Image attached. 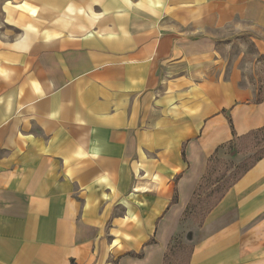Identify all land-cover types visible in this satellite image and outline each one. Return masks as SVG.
I'll return each instance as SVG.
<instances>
[{"label": "crops", "instance_id": "obj_1", "mask_svg": "<svg viewBox=\"0 0 264 264\" xmlns=\"http://www.w3.org/2000/svg\"><path fill=\"white\" fill-rule=\"evenodd\" d=\"M244 39L264 0H0V264H164L211 156L264 127ZM190 264H264V155Z\"/></svg>", "mask_w": 264, "mask_h": 264}, {"label": "rangeland", "instance_id": "obj_2", "mask_svg": "<svg viewBox=\"0 0 264 264\" xmlns=\"http://www.w3.org/2000/svg\"><path fill=\"white\" fill-rule=\"evenodd\" d=\"M247 44V58L243 64L247 67L251 79L256 78L259 90H264V51L256 45V42L244 39L242 43ZM239 50L229 51V55L237 56ZM238 153L237 157L233 154ZM264 153V129L250 135L247 139L237 140L233 146H226L218 153V161L214 162L211 169L210 181L220 178L218 187L208 185L206 193L213 191L212 196L208 200H204L206 196L200 200L198 209L192 210L188 218L184 217L181 227L172 237L170 244L173 247L168 251V259L166 264H189L191 260L192 245L197 232V223L203 212L210 205V199L214 200L218 197L251 163H253L261 154ZM196 216V218H195ZM195 218V219H194Z\"/></svg>", "mask_w": 264, "mask_h": 264}, {"label": "trees", "instance_id": "obj_3", "mask_svg": "<svg viewBox=\"0 0 264 264\" xmlns=\"http://www.w3.org/2000/svg\"><path fill=\"white\" fill-rule=\"evenodd\" d=\"M262 98H263V94L260 92L259 97L257 98V102H260L262 100ZM263 129H264V127L259 129V130H257V131H255V132H251L249 135H253L254 133H256L258 131H261ZM233 145H234V143L231 142L228 145L220 146L216 150V152L211 156V158L209 159L207 172L204 175L203 179L201 180V183L199 184V187L197 188L195 194L193 195V198H192L191 202L189 203V205H188V207H187V209L185 211V214H184L185 218L186 217L188 218V216L191 214L192 210H196L197 211L199 203L201 202L200 200L203 198L204 195L206 196V198L204 200H208L212 196L213 191H209V193L208 192L206 193V188H207L208 185H211V186H214V187H218V184L220 183V178L217 179V180L210 181L211 169H212V167L214 165V162L218 161V153H219V151L222 150L223 148H225L226 146H233ZM263 155H264V153L261 154L256 160L261 158ZM253 163H251L247 168H245V170L218 197H216L214 200L210 199V205L207 207L206 210H199L198 211V212H203V213H202V216H201L200 219H195L196 216L194 218L195 220H199L198 223H197V230H198V228H200L203 225L204 220L207 217V215L210 213V211L221 201V199L225 195L226 191L253 165ZM172 247H173L172 243L169 244V247H168V250H167V254L165 256L164 264H166L167 259H168V251L170 249H172ZM191 250H193V245H192V249ZM189 264H190V262H189Z\"/></svg>", "mask_w": 264, "mask_h": 264}]
</instances>
